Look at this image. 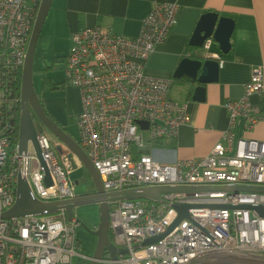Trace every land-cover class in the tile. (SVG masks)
Returning a JSON list of instances; mask_svg holds the SVG:
<instances>
[{
	"label": "built area",
	"instance_id": "1",
	"mask_svg": "<svg viewBox=\"0 0 264 264\" xmlns=\"http://www.w3.org/2000/svg\"><path fill=\"white\" fill-rule=\"evenodd\" d=\"M40 1L0 0V107L10 106L6 98L22 68ZM178 12L174 2H155L135 37L98 26L73 33L63 73L80 94L77 143L106 192L151 186H264V141L238 139L234 147L232 130L238 118L246 129L260 119L261 108L249 100L252 94L264 100L259 67L252 70L242 97L225 101L229 127L207 155L167 163L149 153L151 143L173 139L187 121L184 105L169 97L172 79L144 72L149 56L176 24ZM211 43L212 38L203 42L204 55L221 66L220 54L209 52ZM5 122L6 131L0 121V264H73L78 220L67 218L64 203L54 212L1 217L15 202L18 176L26 179L40 202H62L75 195L69 178L73 165L44 125L34 122L41 164L30 142L19 152L18 139L12 140L13 124ZM77 163L74 160V167ZM176 204L193 205L188 217L157 241L144 244L166 232L177 216ZM260 204L262 192L222 190L162 193L157 201L108 202L109 240L124 252L112 259L105 251L97 264H264V217L241 207Z\"/></svg>",
	"mask_w": 264,
	"mask_h": 264
},
{
	"label": "crops",
	"instance_id": "2",
	"mask_svg": "<svg viewBox=\"0 0 264 264\" xmlns=\"http://www.w3.org/2000/svg\"><path fill=\"white\" fill-rule=\"evenodd\" d=\"M155 2H174L179 12L174 27L149 56L144 72L151 77L172 79L169 97L184 105L187 121L178 128L173 139L151 143L149 153L167 163L202 157L221 141L222 131L229 127L225 101L242 97L254 68L261 69L264 84V0H52L45 18L43 45L54 53L50 60L63 57L64 67L73 33L84 27L98 26L115 35L135 37L142 19ZM206 12L231 18L233 31L229 51L220 55L222 64L217 80L203 84L204 98L197 101L192 95L199 83L185 76L175 78L173 73L184 57L205 56L202 47L191 46L189 39L198 19ZM209 52L220 54L213 39ZM58 81H63L61 90L37 94L47 113L77 141L80 94L62 77ZM249 100L261 108V116L249 129L245 128L242 118L236 119L232 126L234 147L238 139L264 141V100L256 94L250 95ZM73 159L77 163L76 157Z\"/></svg>",
	"mask_w": 264,
	"mask_h": 264
},
{
	"label": "water",
	"instance_id": "3",
	"mask_svg": "<svg viewBox=\"0 0 264 264\" xmlns=\"http://www.w3.org/2000/svg\"><path fill=\"white\" fill-rule=\"evenodd\" d=\"M52 0H41L35 14L34 22L31 28L25 57L21 68L20 80V100H19V122H18V146L19 152H25L28 144L32 145L40 163L43 164L42 153L37 145L36 132L33 117H36L50 134L52 143L63 147V152L74 167L73 157L88 172L93 189L87 193L75 194L72 198L62 202H40L36 200L29 189L25 178L18 176L16 184V198L11 208L1 213L2 218L22 217L27 215H36L56 211L58 203H64V208L68 219L73 217L72 209L86 204H96L99 208V222L92 231L96 235V245L91 256H87V264H97V260L107 251L112 259H116V253L124 252V249H117L112 245L108 238L109 206L108 202L118 199H140L146 198L157 201L159 194L162 193H195L205 191H231L234 193L243 191H256L264 193V186H237L229 184L224 186H151L131 188L116 192H106L102 187L100 177L88 159L85 152L79 146L77 141L67 134L64 129L54 120L46 115L41 106L40 100L34 90L32 81V63L35 47L44 20L50 8ZM233 31V20L229 17L219 16L216 12L203 13L189 39V44L194 47H201L205 39L212 38L218 44L220 55L226 54L230 49V35ZM219 61L208 57H196L192 59L188 56L180 60L178 67L173 73V77L182 76L190 78L199 83L194 88L192 99L203 100V84L217 80ZM142 128H146L144 123L139 122ZM45 183L50 184L48 173L45 174ZM193 205L176 204L174 206L177 216L166 232L150 237L144 241V244L157 241L169 232L177 222L188 217L187 210ZM231 208L233 206H230ZM242 208L252 209L257 215L264 217V204L243 205Z\"/></svg>",
	"mask_w": 264,
	"mask_h": 264
},
{
	"label": "rangeland",
	"instance_id": "4",
	"mask_svg": "<svg viewBox=\"0 0 264 264\" xmlns=\"http://www.w3.org/2000/svg\"><path fill=\"white\" fill-rule=\"evenodd\" d=\"M46 27L47 20L46 22L44 21L38 36L32 63V81L36 94L41 92L40 78L42 68L49 63L50 58L54 55L48 47L43 45V31ZM62 67V62L53 63L52 69L48 71L49 76L54 81H58L61 77L64 79ZM33 121L37 122L38 119L34 117ZM69 178L74 184V192L76 194H83L92 190V184H90V180L87 177V171L79 161L76 167L70 169ZM72 215L78 220V225L75 228V237L79 241L77 248L78 255L74 258L73 264H87L86 257L93 254L96 245V235L92 231L99 222V208L96 204L77 206L72 209Z\"/></svg>",
	"mask_w": 264,
	"mask_h": 264
},
{
	"label": "trees",
	"instance_id": "5",
	"mask_svg": "<svg viewBox=\"0 0 264 264\" xmlns=\"http://www.w3.org/2000/svg\"><path fill=\"white\" fill-rule=\"evenodd\" d=\"M185 55V54H184ZM63 61V57H53L48 64L44 65L41 73V83H40V91H57L61 90L63 86V81H54L47 76L49 70L52 69L53 63H61ZM20 80H21V70L18 71L17 77L13 82L12 91L10 95L6 98L8 99L6 104L10 105L9 107L1 105L0 107V121L2 127L5 125V121H10L13 124L12 128V140L14 143L17 142L18 139V122H19V97H20ZM38 96V94H37ZM39 99V97H38ZM41 103V102H40ZM44 109L43 105L41 104ZM44 112L48 117L54 120L44 109ZM34 118V117H33ZM55 122V120H54ZM4 128V127H3ZM5 130V128H4ZM6 131V130H5ZM87 177L90 180V184H92L91 178L87 172ZM108 238H110V234L108 233Z\"/></svg>",
	"mask_w": 264,
	"mask_h": 264
},
{
	"label": "flooded vegetation",
	"instance_id": "6",
	"mask_svg": "<svg viewBox=\"0 0 264 264\" xmlns=\"http://www.w3.org/2000/svg\"><path fill=\"white\" fill-rule=\"evenodd\" d=\"M91 189H93V184L91 185Z\"/></svg>",
	"mask_w": 264,
	"mask_h": 264
}]
</instances>
